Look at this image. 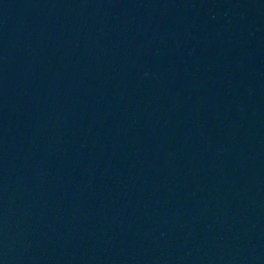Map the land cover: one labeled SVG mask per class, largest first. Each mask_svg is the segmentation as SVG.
I'll return each mask as SVG.
<instances>
[{
    "label": "water",
    "instance_id": "obj_1",
    "mask_svg": "<svg viewBox=\"0 0 264 264\" xmlns=\"http://www.w3.org/2000/svg\"><path fill=\"white\" fill-rule=\"evenodd\" d=\"M0 264H264V0H0Z\"/></svg>",
    "mask_w": 264,
    "mask_h": 264
}]
</instances>
